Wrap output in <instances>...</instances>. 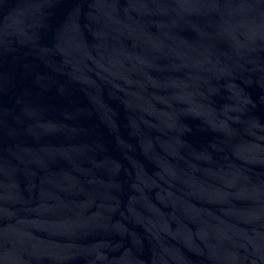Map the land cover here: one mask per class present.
<instances>
[{"label": "water", "instance_id": "1", "mask_svg": "<svg viewBox=\"0 0 264 264\" xmlns=\"http://www.w3.org/2000/svg\"><path fill=\"white\" fill-rule=\"evenodd\" d=\"M0 264H264V0H0Z\"/></svg>", "mask_w": 264, "mask_h": 264}]
</instances>
